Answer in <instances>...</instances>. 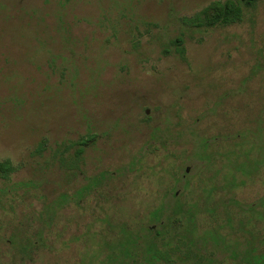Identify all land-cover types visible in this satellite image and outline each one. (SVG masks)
<instances>
[{
  "label": "rangeland",
  "instance_id": "rangeland-1",
  "mask_svg": "<svg viewBox=\"0 0 264 264\" xmlns=\"http://www.w3.org/2000/svg\"><path fill=\"white\" fill-rule=\"evenodd\" d=\"M227 1L0 0V264H259L264 0L185 22Z\"/></svg>",
  "mask_w": 264,
  "mask_h": 264
},
{
  "label": "trees",
  "instance_id": "trees-1",
  "mask_svg": "<svg viewBox=\"0 0 264 264\" xmlns=\"http://www.w3.org/2000/svg\"><path fill=\"white\" fill-rule=\"evenodd\" d=\"M257 0H242V4L229 0L225 3H214L202 12L196 14L192 18L185 19V22L195 28H212L217 25L229 26L240 23L243 20L242 5L247 7H253ZM178 53L181 57L184 56L183 42L179 38L174 41ZM89 141V140H88ZM87 142V141H86ZM82 152V151H81ZM80 152V154H81ZM12 166L9 161L0 163V178L8 179L12 173ZM121 245V244H120ZM123 246V244H122ZM125 251L121 252V256L125 255ZM113 258V257H112ZM259 264H264V256L258 261Z\"/></svg>",
  "mask_w": 264,
  "mask_h": 264
},
{
  "label": "flooded vegetation",
  "instance_id": "flooded-vegetation-1",
  "mask_svg": "<svg viewBox=\"0 0 264 264\" xmlns=\"http://www.w3.org/2000/svg\"><path fill=\"white\" fill-rule=\"evenodd\" d=\"M177 202L178 203H177L176 206L183 207V205H184L183 203L184 202H181V201H177ZM160 211H162L164 213L165 211H168V210L167 209H161ZM177 212H178L177 214L184 213V210L181 209V210H179ZM174 221H176V220H174ZM180 223H181V220H178L177 219V224L180 225ZM176 229L177 230H181L180 227H176L175 230ZM188 244L189 245L186 248H184V247L173 248L172 249V252L173 253H178V254H185V255H187V258L189 259L191 257L193 258V256L195 257L196 255H198V253L201 251V249H203V248H201V249L200 248H197L194 245H192L193 244L192 243V239L190 240V242ZM152 250L153 251H159V248H152ZM203 250H205V249H203ZM195 258L197 259L196 262H195V264H203L204 262H206V263L208 262L207 259H206V257L203 254H200L199 257H195ZM181 259H183V258H178V260H181Z\"/></svg>",
  "mask_w": 264,
  "mask_h": 264
}]
</instances>
